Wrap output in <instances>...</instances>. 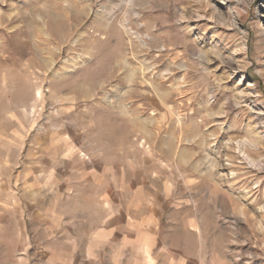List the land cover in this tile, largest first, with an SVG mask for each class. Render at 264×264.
Instances as JSON below:
<instances>
[{
	"label": "rangeland",
	"instance_id": "obj_1",
	"mask_svg": "<svg viewBox=\"0 0 264 264\" xmlns=\"http://www.w3.org/2000/svg\"><path fill=\"white\" fill-rule=\"evenodd\" d=\"M148 249L264 264V0H0V264Z\"/></svg>",
	"mask_w": 264,
	"mask_h": 264
},
{
	"label": "crops",
	"instance_id": "obj_2",
	"mask_svg": "<svg viewBox=\"0 0 264 264\" xmlns=\"http://www.w3.org/2000/svg\"><path fill=\"white\" fill-rule=\"evenodd\" d=\"M86 180L88 183L89 178H86ZM94 181L95 180H92V182ZM102 189L103 190H101L100 192H98L97 190L91 189V192H89V194H91V196H101L102 200L100 201V204L108 207L109 196L112 193V190H110V184L109 185L106 184ZM98 255L99 256H96L93 259H87L86 262H83L82 260H85L84 258H82L83 254L80 255V254L75 253V256H76L75 259L77 261V264L79 263L80 264H111L110 258H109L110 256H108L107 258H104L100 254ZM138 259L139 260L136 261L135 264H190L188 262L186 254L184 252H181L175 249L172 250L171 253L169 254L167 253L165 256H161V257H157V254L156 255L152 254V251L148 249L147 252H144L143 254L141 253ZM117 264H130V261L123 255L121 258L118 259ZM196 264H205V260L203 258L201 259L198 258Z\"/></svg>",
	"mask_w": 264,
	"mask_h": 264
},
{
	"label": "bare ground",
	"instance_id": "obj_3",
	"mask_svg": "<svg viewBox=\"0 0 264 264\" xmlns=\"http://www.w3.org/2000/svg\"><path fill=\"white\" fill-rule=\"evenodd\" d=\"M242 46L244 47V44H242ZM37 97L40 98V92H37ZM247 142H248V141H247ZM249 162H250V161H249ZM250 163H252V160H251Z\"/></svg>",
	"mask_w": 264,
	"mask_h": 264
}]
</instances>
